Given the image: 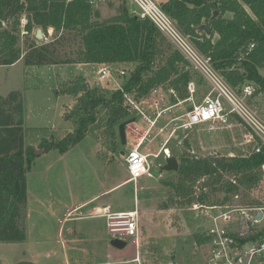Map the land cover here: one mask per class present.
<instances>
[{
	"label": "trees",
	"instance_id": "1",
	"mask_svg": "<svg viewBox=\"0 0 264 264\" xmlns=\"http://www.w3.org/2000/svg\"><path fill=\"white\" fill-rule=\"evenodd\" d=\"M94 3L92 0H0V65H11L19 59L27 64H135L120 87L111 92L90 87L81 80L64 82L63 92L71 94L75 101L65 112L73 128L59 140H42L40 149L55 148L64 153L94 128L103 126L110 136L108 146L119 152L118 127L135 117V110L126 101L128 95L140 100L153 88L166 85L175 94L173 101L185 99L189 82L195 81L199 86L196 94L199 101L209 89L205 79L149 18L130 11L124 1L117 14L101 21ZM160 5L195 47L211 58L213 67L231 87L241 91L243 84L250 82L255 85L253 96L264 93V0H165ZM214 10L218 15L209 23L208 35L198 26L208 23ZM227 13L230 15L226 16ZM38 27L44 34L52 28L51 40L38 44L36 38H27L20 47L21 30L28 35ZM67 41L77 43L74 58L61 55L62 45ZM251 43L253 47L249 46ZM100 112L105 114L101 123ZM24 118L25 104L20 90L0 95V241L15 242L26 237L25 173L35 150L25 144ZM258 145L260 140L246 153L236 155L197 157L182 152L175 177L164 181L173 191V203L181 206L198 201L211 205L215 201L210 200V192L223 191L226 195L218 201L221 204L242 190L264 191V145L256 150ZM224 175L230 177L225 179ZM196 186L200 189L197 195ZM244 195L246 200L248 195ZM247 200L248 205L262 203V199ZM260 235H264V228ZM192 238L196 244L208 240L202 231L194 232Z\"/></svg>",
	"mask_w": 264,
	"mask_h": 264
},
{
	"label": "rangeland",
	"instance_id": "2",
	"mask_svg": "<svg viewBox=\"0 0 264 264\" xmlns=\"http://www.w3.org/2000/svg\"><path fill=\"white\" fill-rule=\"evenodd\" d=\"M124 1L130 11L139 13L138 7L130 0H95L94 7L101 13L99 20H107L117 14L119 5ZM21 23L23 26L24 18ZM35 29L28 35L25 30H21L20 47L24 46L27 38L35 39ZM50 34V32L43 33L42 40H35L38 44L48 42L51 40ZM171 45L175 48L172 43ZM77 50L76 42L67 41L62 45L61 55L64 58H74ZM159 57L162 58L160 55ZM159 57L158 60H160ZM134 66V63L128 62L111 63L106 66L110 72L109 78L100 79L96 72L99 67L90 63L27 64L19 59L11 65H0V95L5 96L12 90L22 92L25 104L24 140L27 146L35 150L34 159L25 173L28 194L23 209L26 237L24 240L15 242L0 241V264H67L62 251L66 247L72 248H68L67 251L69 264H74L78 254L77 258L80 263H88L91 260L93 262L109 260V264H207L208 247L204 243L196 244L192 238L194 232L202 231L206 227V221L201 214L202 206L206 204L194 201L190 205L180 206L173 203V191L164 184L166 179L175 177L173 171L160 172L163 176L159 184L154 186L142 178L123 183L113 189L111 197L118 206L135 207L141 214L137 244L132 242L133 237L122 236L118 233H108L110 240L107 243L100 241L94 245L95 243L83 238H76L74 243H68L69 227L75 229L78 234H85L92 225L104 221L103 218L88 214L90 206L71 213L69 219L63 221L62 209L66 208L64 203H68L69 198H77L76 195L87 197L99 190L101 184H104L103 187L109 185L111 172L109 169H104L103 164L95 158L96 140L94 136L99 138L101 146L106 148L110 136L103 126L94 128L93 132L87 133L81 143L68 153L59 152L55 148L43 150L39 148V144L42 140H59L73 128L71 121L65 117V112L73 107L75 101L71 94L63 92L64 82L81 80L94 85L93 87L111 92L123 83ZM120 71H124V74H120ZM204 84L200 85L204 87ZM206 84L208 85L207 82ZM174 95L173 90L164 85L153 88L140 100L133 99V95L130 94L126 101L135 110V116H139L136 117V122L146 126L150 125V122L138 114L133 104L150 117L148 111L157 112L165 101L168 103L181 100L177 98L173 101ZM247 102L264 119V93L252 96ZM183 105L184 103H181L177 106L179 109L176 107L171 110L173 116L177 115L172 123L173 126L185 118L179 111L184 110L185 114L187 108ZM104 116L103 112L99 113L100 123ZM212 126L214 127L210 128ZM130 130H132V135H137L134 127ZM258 142L257 137L235 115H230L226 124L194 125L188 130L178 128L167 147L169 153L175 155L179 161L178 158L182 152L197 157L236 155L246 153ZM260 145H262L261 142ZM260 145L255 149L259 150ZM119 146L126 154L131 150L125 143L120 142ZM152 149L153 147L149 148L144 144L140 151H153ZM38 150L42 152L36 153ZM103 153L105 152L101 147L99 155L102 156ZM116 155L119 163H115L112 175L121 180L129 176L126 168L127 162L119 153L116 152ZM166 156L163 152L158 157L148 156L152 173L159 175V167L165 163ZM65 170H67V175ZM229 177L224 175L225 179ZM200 183L203 182L200 181ZM200 183L197 182V185ZM194 190L195 195L199 194L200 189L197 186ZM244 194L248 195L246 200ZM209 195L210 200L215 203L208 206L225 204L244 206L247 205L245 204L247 199H262L264 202V191L260 189L250 192L242 190L237 197L231 195L229 200L221 204L218 201L226 193L218 191L210 192ZM79 215L81 217H77ZM114 239L123 240L125 246L118 250L119 253L116 252L118 256L116 259L113 255L106 258L104 254L110 248V241ZM91 252L97 255L96 258L91 257ZM133 257L134 260H130Z\"/></svg>",
	"mask_w": 264,
	"mask_h": 264
},
{
	"label": "built area",
	"instance_id": "3",
	"mask_svg": "<svg viewBox=\"0 0 264 264\" xmlns=\"http://www.w3.org/2000/svg\"><path fill=\"white\" fill-rule=\"evenodd\" d=\"M130 1L138 7V14L149 18L156 25L209 86L202 98L192 103L184 114L185 118L173 128L172 133L178 128L188 130L194 125L226 124L229 116L235 115L264 145V119L247 102L254 94V85L250 82L243 84L240 93L234 90L213 67L211 58L202 54L189 37L179 30L175 22L162 10L157 0ZM249 46L253 47V44ZM96 72L100 79L110 76L106 66H100ZM119 73L124 74V71ZM188 91L190 93L194 91L192 83L188 84ZM133 106L138 114L146 118L151 125L154 124L155 120H150L137 105L133 104ZM159 114L158 112L156 115ZM140 143L141 140L125 155L129 179L134 181L149 173L147 155L138 150ZM161 152L170 154L167 148H163ZM159 154L160 152L153 156L157 157ZM262 169L264 173V164ZM258 213H261L260 218H257ZM201 214L206 221V227L202 232L208 238L204 242L208 247L207 264H264V235H260L264 228L263 201L258 205L244 206L205 205L202 206ZM106 218L110 234L118 233L133 237L132 242L138 243L139 213L137 209L106 212Z\"/></svg>",
	"mask_w": 264,
	"mask_h": 264
},
{
	"label": "crops",
	"instance_id": "4",
	"mask_svg": "<svg viewBox=\"0 0 264 264\" xmlns=\"http://www.w3.org/2000/svg\"><path fill=\"white\" fill-rule=\"evenodd\" d=\"M157 1L160 3V2L165 1V0H157ZM90 64H94L95 66L100 67V66H108L111 63H109V64L90 63ZM189 83L193 84L194 91L192 93H190V91H189L187 98L181 99L180 101H177V102L175 101V102H168V103H167V101L164 102V98H163L164 105L162 107H160L157 112L154 110L148 111V114L150 116L149 119L155 120L154 124H152V125L147 124L146 126L141 125L140 123L136 122V120H137L136 117H139V116H135L134 121H132L130 124H126L125 125V144H126V146H128L129 148L132 149L136 145V143L139 140H141V143H140L139 148H138L139 151H140V148L144 144L147 145V147H149V148L153 147V149H152L153 151H150V150H147L146 152L140 151L141 153L147 155V159H148L149 155H153V154L158 153V152L161 153V150L163 148H167L169 150L167 145L174 138L175 133L177 132V130H176L172 133L173 128L176 126V125L173 126L172 123L177 118V115L173 116L171 114L172 113L171 110L172 109L174 110V108H176L181 103H184V105H183L184 108L186 107L188 110L191 107L192 103L197 101L195 99H196V94L199 91L198 83H196L195 81H190ZM86 84L89 85L90 87L94 86V85H91L89 83H86ZM182 109H183V107H182ZM179 111H180L181 115H184V112H183L184 110L183 111L179 110ZM158 112L160 114L157 116L156 113H158ZM174 114H175V111H174ZM133 127L137 131L136 132L137 135H132V130H130V129H132ZM94 138L96 140V145H95L96 150L94 147V150L96 151L95 158L97 159V161H99L103 164L102 167L104 169L105 168L109 169V171L111 172V176H110L111 181L109 182L108 186L103 187L104 184L103 185L101 184L99 190L90 194L87 197L85 195L84 196L76 195L77 198H72V199L69 198V202L64 203V205H66V208L62 209V216H63L62 219H63V221H65V220L67 221L73 213H76L77 211H80L81 209L86 208L87 206H90L88 214L90 216H96L97 218H103L104 221L99 222L98 224L92 225L90 227V230L85 234H82V233L78 234V232H76L75 229H72L69 227V229H68V237H69L68 243H74L77 240L76 238H79V239L83 238V239L88 240L92 243H95L94 245H97V243L98 242L100 243V241L107 243L110 240V237L108 234L109 232H107L106 212H124V211H130V210L136 209L135 207L134 208H131V207L124 208V207L118 206L116 204L115 200H113V198L111 197L113 189H115L117 186H119L123 183H128V182L134 181V180H130L129 176H125L124 178H121V180H118L117 178H115L112 175V171L114 169L115 163L116 164L119 163V161L117 159L116 152L112 151V148H110L108 145H107V148L103 145L101 146V142L99 141V138H96L95 136H94ZM80 143L81 142L77 143L75 146H78V144H80ZM75 146H73L72 148H74ZM101 147L103 148V150L105 152L102 154V156L99 155V151L101 150ZM72 148H70L69 150H67L64 153L70 152V150H72ZM117 153H119V152H117ZM125 155H126V152H125ZM126 162H127V160H126ZM126 168L128 170L127 166H126ZM64 172L67 175V170H65ZM108 174H109V172H108ZM149 175H153L157 179V184H159V182L161 180L160 178L163 176V173L161 174L159 171V175H155L154 173L151 172V167L149 164V173L147 175H143V176L139 177L137 180L144 178L147 182V178ZM52 213H53V211H52ZM138 213H139V226H140L141 214H140V212H138ZM143 213H145V212H143ZM148 213L150 214V212H148ZM77 217H81V216L79 215ZM60 232H61V228L59 229V233ZM65 244H66V242H65ZM108 245H109V243H108ZM65 247H66V245H65ZM68 248L72 249L71 247H68ZM68 248L66 247L64 250H62L64 256L66 257L67 264H69V261H70L68 255H67ZM119 249H122V248L115 247L113 245V240H112V241H110V248L106 250V253L104 255L106 258L113 255V257L116 259L118 257L116 252L119 253V251H118ZM114 250H115V252H114ZM90 254L92 255L91 257H94V258H96V256H97V255L93 254L92 252ZM78 256H79V254L75 257L74 264H101V263L109 264L110 263L109 260H105V262H98V261L93 262V260H91L88 263H80L78 258H77ZM130 260H134V257L131 258ZM122 261H126V260L122 259Z\"/></svg>",
	"mask_w": 264,
	"mask_h": 264
},
{
	"label": "water",
	"instance_id": "5",
	"mask_svg": "<svg viewBox=\"0 0 264 264\" xmlns=\"http://www.w3.org/2000/svg\"><path fill=\"white\" fill-rule=\"evenodd\" d=\"M218 15V11L217 10H214L213 11V14L211 15V17L209 18V21L208 23H205V24H201L198 26V29L199 30H202L204 31L206 34H210L211 33V27H210V22L215 19ZM53 29L52 28H49L48 32H52ZM44 37L43 35V32H42V29L40 27L36 28L35 29V38L37 40H42ZM134 121V118H131L130 120H126L124 121L123 123H121L118 127V130H119V139H120V142L122 144L125 143V125ZM42 150H38L36 153H41ZM119 154L122 156V157H125V152L123 150H120L119 151ZM178 169V160L176 158L175 155L173 154H169L166 156L165 158V163L162 164L160 167H159V171L162 172V171H177ZM147 183L150 184V185H156L157 184V179L153 176V175H149L148 178H147ZM261 217V213H258L257 214V218H260ZM113 245L115 247H118V248H123L125 246V242L123 240H118V239H114L113 240Z\"/></svg>",
	"mask_w": 264,
	"mask_h": 264
}]
</instances>
